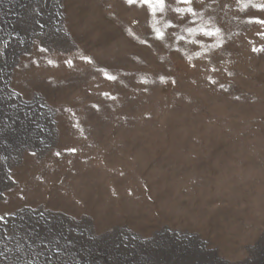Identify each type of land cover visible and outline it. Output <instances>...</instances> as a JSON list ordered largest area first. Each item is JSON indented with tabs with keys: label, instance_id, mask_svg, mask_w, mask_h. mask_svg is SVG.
I'll return each instance as SVG.
<instances>
[{
	"label": "rangeland",
	"instance_id": "1",
	"mask_svg": "<svg viewBox=\"0 0 264 264\" xmlns=\"http://www.w3.org/2000/svg\"><path fill=\"white\" fill-rule=\"evenodd\" d=\"M261 5L0 0V264H264Z\"/></svg>",
	"mask_w": 264,
	"mask_h": 264
},
{
	"label": "snow or ice",
	"instance_id": "2",
	"mask_svg": "<svg viewBox=\"0 0 264 264\" xmlns=\"http://www.w3.org/2000/svg\"><path fill=\"white\" fill-rule=\"evenodd\" d=\"M145 2L147 3L148 2V0H145ZM181 2H188V0H181ZM261 8H264V5H261L260 6ZM47 49H42V51H46ZM71 151H73V152H75V149H72ZM3 219V217H0V220H2Z\"/></svg>",
	"mask_w": 264,
	"mask_h": 264
},
{
	"label": "bare ground",
	"instance_id": "3",
	"mask_svg": "<svg viewBox=\"0 0 264 264\" xmlns=\"http://www.w3.org/2000/svg\"><path fill=\"white\" fill-rule=\"evenodd\" d=\"M3 18H4V15L0 14V23L2 22Z\"/></svg>",
	"mask_w": 264,
	"mask_h": 264
}]
</instances>
